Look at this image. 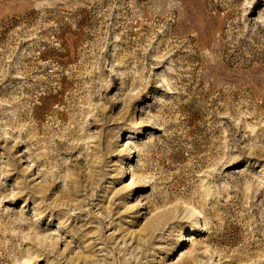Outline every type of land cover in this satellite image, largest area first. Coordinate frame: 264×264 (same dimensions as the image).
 Segmentation results:
<instances>
[{
  "label": "rangeland",
  "instance_id": "1",
  "mask_svg": "<svg viewBox=\"0 0 264 264\" xmlns=\"http://www.w3.org/2000/svg\"><path fill=\"white\" fill-rule=\"evenodd\" d=\"M0 264H264V0H0Z\"/></svg>",
  "mask_w": 264,
  "mask_h": 264
}]
</instances>
